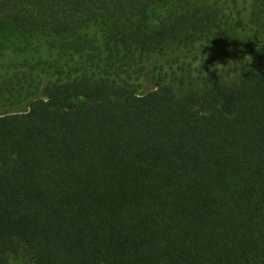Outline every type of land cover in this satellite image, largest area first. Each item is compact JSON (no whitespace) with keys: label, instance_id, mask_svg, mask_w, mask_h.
Returning a JSON list of instances; mask_svg holds the SVG:
<instances>
[{"label":"trees","instance_id":"obj_1","mask_svg":"<svg viewBox=\"0 0 264 264\" xmlns=\"http://www.w3.org/2000/svg\"><path fill=\"white\" fill-rule=\"evenodd\" d=\"M39 36L49 81L0 78L30 106L0 114V264H264V0H0V50Z\"/></svg>","mask_w":264,"mask_h":264},{"label":"rangeland","instance_id":"obj_2","mask_svg":"<svg viewBox=\"0 0 264 264\" xmlns=\"http://www.w3.org/2000/svg\"><path fill=\"white\" fill-rule=\"evenodd\" d=\"M241 7L239 10L244 15L246 9ZM98 31V30H97ZM95 32V29L91 30V33ZM4 45L3 50H0V78L4 77L9 73L25 72L28 73L31 70L29 67L34 65L35 70L33 75L40 86L45 85L50 78L51 71L47 69L45 63L47 60L52 59L55 55V47L58 45V39L54 37L39 36L34 38H22L16 37L10 40H1ZM161 65L152 63L146 66V77L143 80L142 93L153 89V77L159 71ZM40 98V96H37ZM30 106L26 105L20 109H4L0 114H5L9 112H22L29 110ZM10 264H36L33 257L27 253L23 252L20 256L12 257Z\"/></svg>","mask_w":264,"mask_h":264}]
</instances>
